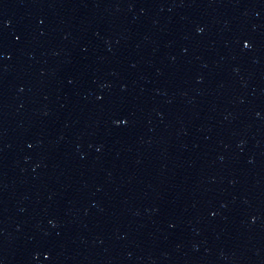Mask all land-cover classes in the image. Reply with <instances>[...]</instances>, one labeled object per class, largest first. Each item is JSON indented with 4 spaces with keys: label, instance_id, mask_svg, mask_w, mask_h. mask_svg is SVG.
<instances>
[{
    "label": "water",
    "instance_id": "water-1",
    "mask_svg": "<svg viewBox=\"0 0 264 264\" xmlns=\"http://www.w3.org/2000/svg\"><path fill=\"white\" fill-rule=\"evenodd\" d=\"M0 264H264V0H0Z\"/></svg>",
    "mask_w": 264,
    "mask_h": 264
}]
</instances>
